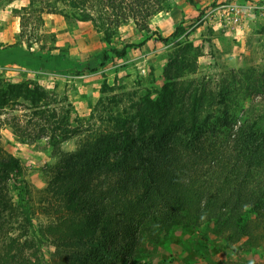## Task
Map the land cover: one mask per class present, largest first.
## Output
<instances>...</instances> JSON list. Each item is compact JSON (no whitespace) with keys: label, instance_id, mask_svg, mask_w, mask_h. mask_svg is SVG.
<instances>
[{"label":"trees","instance_id":"obj_1","mask_svg":"<svg viewBox=\"0 0 264 264\" xmlns=\"http://www.w3.org/2000/svg\"><path fill=\"white\" fill-rule=\"evenodd\" d=\"M136 2L143 5V0ZM179 33L180 27L174 36ZM143 44L113 49L112 55L103 51L100 66L113 56L127 57ZM16 48L22 64L23 56L30 58L26 63L32 70L96 71L80 70L63 54ZM176 68V74L170 65L166 68L167 82L156 97L150 91L140 97L130 94L127 100L114 96L102 100L83 125L77 119L71 126L68 116L53 113L55 125L39 128L49 136L51 158L57 159L50 166L48 189L60 201V224L65 227L50 225L49 239L82 252L73 254L67 264H143L147 239L161 241L166 235L173 240L178 231L210 233L235 243L243 237L253 239L256 220L264 228V125L233 121L226 104H221L222 115L208 111L215 106L207 103L211 89L182 80L181 66ZM4 87L1 105L22 98L48 121V95L42 88ZM227 92L223 89L218 95L225 99ZM73 137H79L76 150L64 152L61 146ZM21 174L19 159L0 156V234L15 217L27 225L25 234H6L9 242L0 247V264H50L37 258V251L36 259L25 253L30 244L48 235L34 227L26 201L29 189Z\"/></svg>","mask_w":264,"mask_h":264},{"label":"rangeland","instance_id":"obj_2","mask_svg":"<svg viewBox=\"0 0 264 264\" xmlns=\"http://www.w3.org/2000/svg\"><path fill=\"white\" fill-rule=\"evenodd\" d=\"M122 1L0 0V47L22 46L44 54H63L79 64L80 70L96 69L61 74L17 66L0 68V96L10 84L40 87L48 95V121L22 98L0 104V156L19 159L34 227L48 235L26 249L32 259L37 251V258L50 264H67L73 254L81 252L77 246L55 245L47 231L50 225L65 229L60 224V201L48 189L53 175L50 166L57 159L51 158L49 136L39 132L41 126L52 127L58 121L51 117L53 113L58 118L68 116L71 126L77 119L83 125L102 100L108 102L114 96L127 100L130 94L140 97L147 91L156 97L167 82L166 68L170 65L176 74L180 65L182 80L211 89L207 103L215 106L208 111L218 115L221 104H226L233 121H257V128L264 125V0H143L142 6L136 0ZM224 1L258 8L243 9L235 20L219 9ZM179 27V35L174 36ZM141 43L127 57L113 56L100 66L103 51L112 55L113 49ZM223 89H228L225 99L218 95ZM78 142L79 137H73L62 150L74 152ZM10 191L16 202L15 190ZM10 223L0 234V247L9 242L6 234H25L27 225L21 219L18 222L15 217ZM253 224V239L243 237L235 243L210 233L184 235L178 231L173 240L166 235L159 238L161 241L147 239L142 263L264 264L263 224L258 220Z\"/></svg>","mask_w":264,"mask_h":264},{"label":"crops","instance_id":"obj_3","mask_svg":"<svg viewBox=\"0 0 264 264\" xmlns=\"http://www.w3.org/2000/svg\"><path fill=\"white\" fill-rule=\"evenodd\" d=\"M32 52H34L32 50ZM22 56L19 55L16 47L5 48L4 46L0 47V68L6 69L11 68V66H17L24 70H29L33 72H43L41 70H32L29 65H27V61L29 62L30 58L23 56L24 64L21 62Z\"/></svg>","mask_w":264,"mask_h":264},{"label":"built area","instance_id":"obj_4","mask_svg":"<svg viewBox=\"0 0 264 264\" xmlns=\"http://www.w3.org/2000/svg\"><path fill=\"white\" fill-rule=\"evenodd\" d=\"M252 9V8H258V5H248L247 7L239 6L236 4L226 3L225 1L223 3L219 4V9H223L226 13L232 15L235 20H239L240 16L239 14H242L243 9ZM260 9V7H259ZM262 10H264V6L261 7Z\"/></svg>","mask_w":264,"mask_h":264}]
</instances>
